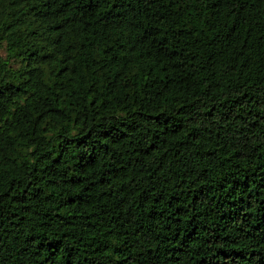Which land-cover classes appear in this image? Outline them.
I'll return each mask as SVG.
<instances>
[{
	"label": "trees",
	"instance_id": "1",
	"mask_svg": "<svg viewBox=\"0 0 264 264\" xmlns=\"http://www.w3.org/2000/svg\"><path fill=\"white\" fill-rule=\"evenodd\" d=\"M0 264H264V0H0Z\"/></svg>",
	"mask_w": 264,
	"mask_h": 264
}]
</instances>
